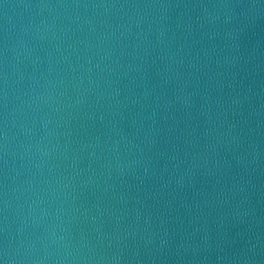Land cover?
<instances>
[{
	"label": "water",
	"instance_id": "obj_1",
	"mask_svg": "<svg viewBox=\"0 0 264 264\" xmlns=\"http://www.w3.org/2000/svg\"><path fill=\"white\" fill-rule=\"evenodd\" d=\"M0 264H264V0H0Z\"/></svg>",
	"mask_w": 264,
	"mask_h": 264
}]
</instances>
